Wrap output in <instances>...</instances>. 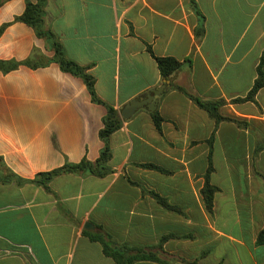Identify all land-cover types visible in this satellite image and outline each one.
<instances>
[{
  "label": "crops",
  "instance_id": "0c3cea01",
  "mask_svg": "<svg viewBox=\"0 0 264 264\" xmlns=\"http://www.w3.org/2000/svg\"><path fill=\"white\" fill-rule=\"evenodd\" d=\"M2 2L0 28L10 25L0 60L23 62L34 51L42 64L54 59L46 39L15 21L26 0ZM44 14L103 104L53 61L0 71V158L26 180L0 181V264H117L93 237L161 260L135 264H264V88L238 101L264 52V0H45ZM153 55L183 65L165 79ZM159 89L153 110L123 118ZM190 96L223 101L220 114L233 121H216ZM108 106L122 122L109 138V174L65 173L48 188L31 182L96 162ZM207 176L218 189L212 211Z\"/></svg>",
  "mask_w": 264,
  "mask_h": 264
},
{
  "label": "trees",
  "instance_id": "16d2710c",
  "mask_svg": "<svg viewBox=\"0 0 264 264\" xmlns=\"http://www.w3.org/2000/svg\"><path fill=\"white\" fill-rule=\"evenodd\" d=\"M44 2L45 0H38L37 2H33L32 0H26V10L24 14L15 19L16 22H22L33 28L36 31V34L39 38L46 39L53 51L55 52V57L51 61L56 62L60 65L62 71L66 73H70L76 77L83 79L85 84L87 85L89 92L93 97V101L96 103L103 104V102L97 97L95 92V79L87 72V69L81 67L74 61L70 60L64 51L63 46L57 40L55 34L45 29V21H44ZM2 0H0V6L2 5ZM10 24H5L2 28H0V37L4 33L5 29ZM153 54V53H152ZM154 56V55H153ZM157 61L159 70L165 79H169L175 72L179 71L182 67V63L174 58L166 57H155ZM40 55L38 52L34 51L31 57L23 62H17L15 60H0V71L4 74H7L11 71L17 70L21 66H26L31 69H38L41 67H45L51 61L47 63H40L39 61ZM264 88V52L260 58V62L257 68V79L247 95V97L239 99L238 101H253L257 95V93ZM193 101L200 106L201 108L207 110L209 114L218 122L221 121H233L231 118L223 117L220 114V107L223 105V101L209 102V101H201L198 98L190 96ZM107 116L104 118V127L100 131V137L105 143V147L101 151V155L96 162H90L84 159L82 162L78 164H66L60 169L53 170L51 172L39 174L33 182L37 185H42L45 188L49 187L50 182L57 176L65 174V173H82V174H92L95 176H106L111 172L108 167V163L111 159V151L109 147V138L110 136L117 131L121 127V120L119 118L118 112L108 106ZM155 123L157 127H160V122L162 121L161 117L158 114L154 115ZM235 121V120H234ZM240 125H243L242 122L237 121ZM153 167V166H148ZM212 166L209 169V174L212 171ZM209 177L207 176V182L203 189V194L205 197L206 206L209 211H212L214 196L217 193L218 189L212 186L209 182ZM11 180H16L17 182L26 181L15 174L6 170L2 159L0 158V181L1 182H9ZM169 207V206H168ZM171 208V207H170ZM173 236L164 237L162 242L167 241ZM94 240H98L102 242L104 247L105 255L112 258L117 264H135L138 261H155L160 262L161 260L158 258L156 252L152 250H147L145 248H130V247H122L121 249L113 248L106 244L104 240L100 237H93ZM257 243L259 245H264V229L258 234Z\"/></svg>",
  "mask_w": 264,
  "mask_h": 264
},
{
  "label": "water",
  "instance_id": "95a60500",
  "mask_svg": "<svg viewBox=\"0 0 264 264\" xmlns=\"http://www.w3.org/2000/svg\"><path fill=\"white\" fill-rule=\"evenodd\" d=\"M163 89L152 91L146 98H139L131 102L123 111V118L125 120L129 119L135 114V112L142 107H147L150 110H153L156 105V97L161 96ZM154 105V106H153Z\"/></svg>",
  "mask_w": 264,
  "mask_h": 264
}]
</instances>
